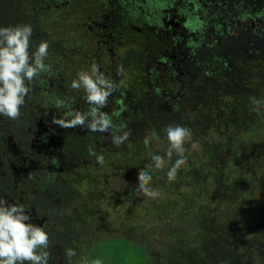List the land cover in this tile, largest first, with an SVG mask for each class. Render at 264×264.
Segmentation results:
<instances>
[{
  "label": "trees",
  "instance_id": "16d2710c",
  "mask_svg": "<svg viewBox=\"0 0 264 264\" xmlns=\"http://www.w3.org/2000/svg\"><path fill=\"white\" fill-rule=\"evenodd\" d=\"M17 1L0 0V27L16 25L11 9ZM153 4L174 6L173 13L194 25V34L182 45L187 54L157 58L168 64L157 71L160 65L151 64V73L164 71L161 82H151L137 97V112L125 108L126 116L113 117L131 131L125 144L117 147L109 134L90 132L89 140L71 152L67 145L46 150L47 166L30 196L34 209L24 206L49 233V264H264V111L256 113L251 103L253 98L264 103V0H147ZM140 13L137 9L135 15ZM76 48L83 50L80 43ZM130 51L128 60L134 63L137 52ZM69 61L73 71L67 75L81 71L79 60L71 56ZM177 124L191 130L192 141L185 146L186 164L170 182L166 173L177 157H166L164 129ZM79 129L63 130L72 136ZM154 132L160 143L145 146L144 137ZM19 148L7 159L22 164L29 147ZM91 151L103 155L105 164L97 163ZM149 153L166 160L163 169H151L155 198L137 187L138 171L152 164ZM81 169H86L81 184L93 182L94 189L76 185ZM102 180H112L116 192L103 191ZM0 184H7V168H0ZM9 184L12 189L14 183ZM106 199H115L106 202L109 206L124 201L133 208L138 226L130 227L136 229L132 233L128 227H112V234L94 241L101 228L96 205ZM149 222L156 224L146 228ZM67 248L77 253L71 261L64 255Z\"/></svg>",
  "mask_w": 264,
  "mask_h": 264
},
{
  "label": "flooded vegetation",
  "instance_id": "af4514ba",
  "mask_svg": "<svg viewBox=\"0 0 264 264\" xmlns=\"http://www.w3.org/2000/svg\"><path fill=\"white\" fill-rule=\"evenodd\" d=\"M20 1L18 0L15 8L11 9L14 13L11 20L16 21V25H32V50H35L40 41H48L49 55L45 62L52 66V72L42 75L34 83L30 93L31 98H26V104L21 109L22 114L18 120L13 121L0 116V168H7V184H0V194L9 199L17 197V203L12 200L11 203L23 205L27 203L33 210L34 207L30 204L33 203V199L30 196L35 192L33 187L36 180L48 162V159L42 158V155L49 148L55 149L56 145H67V150L71 152L70 150L78 148L83 140H89L87 133L90 134L87 130L79 129L73 130L76 133L69 136V132L66 133L51 122L54 116L59 117L63 112L53 106L56 98H71L70 103L73 108L79 110L87 108L83 91L71 88V82L77 78V73L67 75V72L71 74L73 71L69 58L72 56L76 61L80 60L81 56H75L72 47L61 36L58 39L52 38L54 29L61 28L65 24L66 19L63 16L71 17V23L84 26L86 35L94 38L97 48L94 56L89 57L90 66L93 63L97 64L106 76L117 83L121 82V76L117 75L118 67H111L115 63V58L118 60V65L123 67L133 64L128 60L130 50L121 54L117 52V47L122 45V35L134 32L140 42L144 43V51H138L136 59L132 61L139 65L140 81H144L141 89L130 90L123 84L121 91L109 98L108 106L104 109L111 114L115 103L118 105L115 110L124 109L121 116H126L128 109L137 112L134 106L137 97L144 94V89L149 88L151 82H161L164 71L158 74L151 73V64L160 65L154 69L156 71L161 67H168V64L157 58L172 60L181 53L187 54L186 48L182 45H186L189 35L195 31V28L186 17L173 13L177 10L174 6L155 4L148 6L147 0H24L23 4H20ZM142 6L144 9L141 8ZM56 9L60 10L57 17L51 15ZM137 9L141 12L138 16L135 15ZM82 18H85L84 24H80ZM180 38H184V41ZM163 46H167L172 52L162 49ZM102 56H108L110 66L105 68L98 61ZM66 61L67 63L64 64ZM42 95L44 98H41ZM118 100L122 103L118 104ZM19 146L29 147L24 151L27 154L22 158V164L7 159L18 153ZM10 182L14 183L12 189ZM49 189L52 192L50 187ZM35 220L36 218H32V222ZM260 252L258 251V254Z\"/></svg>",
  "mask_w": 264,
  "mask_h": 264
},
{
  "label": "clouds",
  "instance_id": "9594fccd",
  "mask_svg": "<svg viewBox=\"0 0 264 264\" xmlns=\"http://www.w3.org/2000/svg\"><path fill=\"white\" fill-rule=\"evenodd\" d=\"M32 37L31 24L0 27V116L9 120L15 121L21 117V109L26 104V98L30 99L34 83L42 75L52 72V66L45 62L49 55L48 41H40L35 50H32ZM117 75H124L123 65L118 66ZM71 88L83 91L87 108H73L71 98H56L53 106L63 112L61 116L52 118L53 124L63 129L80 128L94 133H107L117 147L130 140L131 131L127 129V125L117 124L113 119L119 118L121 111L114 109L111 114L104 111L109 98L123 88V81L117 83L93 63L90 71H80L77 74V78L71 82ZM117 103L122 102L118 100ZM251 103L256 113L264 111V103L260 100L253 98ZM164 132L168 141L166 157L169 160L174 154L177 157L166 173L171 182L186 164L185 146L192 141V132L188 127L178 124L167 126ZM153 141L160 143L159 134L154 132L151 136H145L143 143L150 146ZM192 146L195 147V144ZM90 154L96 156L97 163L105 164L103 155H97L95 151ZM149 155L152 164L147 166L148 170L138 171L137 187L145 197L155 198L158 193L151 186V169L153 166L163 169L166 160L165 156L159 154ZM49 246V233L42 226L32 222L23 204L9 203L0 198V264H49ZM64 255L71 261L77 253L74 249L67 248ZM95 264H100V261L97 260Z\"/></svg>",
  "mask_w": 264,
  "mask_h": 264
},
{
  "label": "rangeland",
  "instance_id": "374dc122",
  "mask_svg": "<svg viewBox=\"0 0 264 264\" xmlns=\"http://www.w3.org/2000/svg\"><path fill=\"white\" fill-rule=\"evenodd\" d=\"M90 4H87V6H89ZM88 7H85V9H87ZM65 17V24L63 26H61V28H55L54 32L52 34V38L54 39H58L60 38V36L66 40L67 43H70V47H72L73 49V54H83L84 52L86 53L85 56H90L93 57L94 56V52L96 51V44H95V40L93 37L86 36V30L84 28V26L82 25H78L77 23H71V17ZM75 18V17H74ZM85 18H82V22H80V24H84ZM63 30L64 34H61V31L59 30ZM84 35L86 37H88V40L85 39ZM122 45L117 47V52L119 54L121 53H126L129 50H136V52H143L144 51V43L142 44V42H140V39L138 38V35H136V33L132 32L131 34H123L122 35ZM76 43H80L83 47L82 49L76 48ZM85 58V57H84ZM89 60V59H88ZM88 60H84V59H80L79 62L81 66V70L84 71V68L86 66H88L87 64L90 65ZM95 61V60H91ZM99 62L102 63V65L106 68L107 66H110V60L108 58V56H102L100 59H98ZM96 62V61H95ZM118 60L115 58V63L111 65L114 67H118ZM89 67V71H90V66ZM139 65L136 63L133 64H128L124 67V75L121 76V81H123V84L130 90H136L138 91L137 88L141 89L142 87V83L144 81H140V76H141V72L138 71ZM77 74L80 72L78 70ZM136 88V89H135ZM86 172V169H81L77 174H78V178L75 180L76 185L83 191H87L90 189H94V185L93 182H88L87 185L84 187L81 184V180L79 179L81 177V175H83V173ZM92 180V179H91ZM109 181V180H108ZM99 185L100 187L103 189V191L106 190L107 194H111L114 193L116 191L115 185L113 184V181L110 180L109 182L107 181H99ZM109 201H115V199L110 200V199H106L105 201H100L98 203V205H96L97 207H99V212H100V219L101 222L98 223L99 226L101 227L100 229L97 230V233L95 235H93L92 239L94 241H99L101 238L107 237L112 230V227H123V228H127L128 227V231L129 232H133L136 229L130 228L132 226H138L135 225L134 221H135V217L133 216L132 213H134L132 211L133 208H130L128 205L124 206V201L122 203H119L120 201H118L119 205L117 204V206L113 207V206H109L106 204V202ZM133 207H135L136 203H132ZM107 221H111L112 223H108ZM123 223V225H122ZM156 223L152 222V224L149 222L148 225H146V228H151L152 225H155ZM102 230V231H101ZM112 234V233H111ZM141 237V236H140ZM189 264V263H188Z\"/></svg>",
  "mask_w": 264,
  "mask_h": 264
}]
</instances>
